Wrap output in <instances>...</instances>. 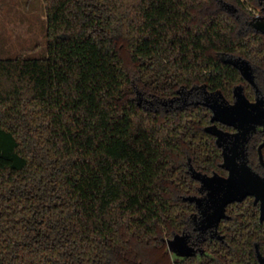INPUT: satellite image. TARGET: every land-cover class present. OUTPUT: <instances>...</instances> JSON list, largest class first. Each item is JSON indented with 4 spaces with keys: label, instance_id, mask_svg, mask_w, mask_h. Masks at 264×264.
<instances>
[{
    "label": "trees",
    "instance_id": "trees-1",
    "mask_svg": "<svg viewBox=\"0 0 264 264\" xmlns=\"http://www.w3.org/2000/svg\"><path fill=\"white\" fill-rule=\"evenodd\" d=\"M42 1L46 55L0 57V264H257L252 197L228 204L205 254L167 239L191 227L189 165L221 157L210 109L175 96L252 92L220 56L264 67L259 0Z\"/></svg>",
    "mask_w": 264,
    "mask_h": 264
},
{
    "label": "water",
    "instance_id": "water-1",
    "mask_svg": "<svg viewBox=\"0 0 264 264\" xmlns=\"http://www.w3.org/2000/svg\"><path fill=\"white\" fill-rule=\"evenodd\" d=\"M224 60L236 66L241 74L251 84L255 85L251 66L246 59L228 57ZM233 94L235 101L231 104H206L212 110L210 120L220 121L238 128L239 131L235 133V137L241 139V143H243L250 129H253L258 123H264V111L261 108L263 101L260 98H257L256 102L249 101L243 93L241 85L234 87ZM205 130L216 135L218 144H221V140L228 134L215 123L206 126ZM223 153L224 161L221 165L228 170L226 176L217 173L207 175L189 165L192 176L201 182L200 190L205 189L207 192L204 197L188 195L184 199L194 201L198 207L201 206L203 200L205 201L207 209H211L206 217L207 226L217 227L219 220L226 216V205L234 200H242L246 195H253L254 202H259L260 219H264V175L253 170L246 161L238 162L235 159V153L225 150ZM167 245L168 248L176 251L181 258L193 254V249L186 245L181 235H174L168 239ZM255 251L258 264H264V255L259 251L257 244H255Z\"/></svg>",
    "mask_w": 264,
    "mask_h": 264
},
{
    "label": "flooded vegetation",
    "instance_id": "flooded-vegetation-1",
    "mask_svg": "<svg viewBox=\"0 0 264 264\" xmlns=\"http://www.w3.org/2000/svg\"><path fill=\"white\" fill-rule=\"evenodd\" d=\"M259 3H260V7L257 10H254L253 26L257 30H260L264 33V23H263L264 22L263 21V18H264V0H259ZM228 57H241V58L246 59L249 62L250 66H251L255 85L251 84L241 74L240 70L236 66H234L230 62H226L224 60L225 58H228ZM220 60L224 63H228V64L232 65L233 67H235L239 71V74L241 75L243 80L251 86L252 92L250 94H248V95L246 94L245 85L242 82H238V83L233 85L231 97L226 96L220 89L208 90L205 87V85H199V86H192V87L188 88V90H186V91L178 90L179 94H177V96H175V100H177V101L183 100L184 103H187L189 101L195 102V103H202L210 109V117H211L212 110L206 103H209V104H218V103L219 104L220 103L231 104V103H233L235 101V96L233 94L234 87L237 85H241L242 91L245 94V96L249 99V101L256 102L257 98L262 99L263 102H262L261 108L264 111V89L262 88V86L257 81V79L260 78L264 82V67H260V69H259V66L257 64L250 62L247 58L242 57L240 55L223 53L220 56ZM194 89L198 92L200 91L199 89H201V91H200L201 94H200V96H198V99H196V100L193 99ZM173 100H171V101L173 102ZM210 117H209V123L206 126H208L212 123H215L223 131L228 133L221 140V144H218L216 142V135L205 130L206 132H208L209 134H211L213 136L214 142H215L216 146L219 148L220 156H221L220 161L218 162V168L219 169L213 170L210 173L203 172V171L198 170V169H196V170L201 171L202 173H205L207 175H212L214 173H217V174L222 175V176L228 175V170L221 165L222 162L224 161L223 151L225 150L227 152L230 151V153H235L236 154L235 159L238 162L246 161L247 164L253 170H255L256 172H258L261 175H264V123L263 124L258 123L255 125V127L253 129H250L246 134V136H247L246 140H244V142L241 143V139H236V137H235V133H237L239 131L238 128H236L232 125H227V124L222 123L220 121H211ZM205 127H204V129H205ZM241 149H242V151H240ZM188 170H189V167H188ZM189 172L191 174L190 170H189ZM191 176H192V174H191ZM194 179L197 180V182H198V185H197V191L198 192L194 193V194H190V195H195L198 197H204L206 195L207 191L205 189L200 190L201 182L196 178H194ZM246 197H252L253 203L255 205H257L258 209H259V202H257V203L254 202V196L253 195H246L244 198H246ZM242 200H239V201H242ZM239 201L234 200L232 202H229L228 204L233 203V202H239ZM190 202H192L194 207H195V210L193 212H191V214H190V225H191V227L186 229V230H183L182 232L175 233L174 235L183 236V240L186 242V245L193 249L192 255L199 256L203 253L204 254L206 253V251L202 248V242L203 241L207 240L208 238H214V237L222 238L223 237V235L219 232L218 227H219L220 221L223 218L228 216L227 215L228 204L226 205V216L222 217L219 220L217 227H215V226H207L208 221H207L206 217H207L208 213H210L211 209L210 208L207 209L205 201L204 200L202 201V204L200 207L196 206V203L194 201H190ZM259 221L264 222V219H260V209H259ZM171 238H169V239H171ZM167 247H168V245H167ZM168 249L173 256L181 258L176 251H174L173 249H170V248H168ZM192 255H189V256H192ZM257 264H258V259H257Z\"/></svg>",
    "mask_w": 264,
    "mask_h": 264
},
{
    "label": "rangeland",
    "instance_id": "rangeland-1",
    "mask_svg": "<svg viewBox=\"0 0 264 264\" xmlns=\"http://www.w3.org/2000/svg\"><path fill=\"white\" fill-rule=\"evenodd\" d=\"M47 52L42 0H0V57H42Z\"/></svg>",
    "mask_w": 264,
    "mask_h": 264
}]
</instances>
